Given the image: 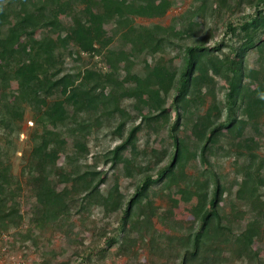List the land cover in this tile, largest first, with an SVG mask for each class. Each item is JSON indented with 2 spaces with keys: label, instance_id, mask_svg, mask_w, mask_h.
<instances>
[{
  "label": "trees",
  "instance_id": "trees-1",
  "mask_svg": "<svg viewBox=\"0 0 264 264\" xmlns=\"http://www.w3.org/2000/svg\"><path fill=\"white\" fill-rule=\"evenodd\" d=\"M246 1L237 0L235 6ZM211 2L196 0L197 7L191 14L201 15ZM216 2L220 13L232 8L229 0ZM252 5L253 13L244 15L237 24L227 21L225 36L232 35L230 39L214 47L198 39L194 44H183L180 66L170 67L159 55L179 47L180 40L191 36L188 33L195 31L198 22L191 20L182 29L136 26L135 19L141 15L166 14L162 1L0 0V124L5 131L15 128L16 121L23 120V106L27 105L34 110L36 126L41 128L24 170L37 201L33 221L74 217L77 207L86 211L95 207L110 214L117 212L118 202L123 209L115 229L123 234V239L134 236L132 250L139 244L147 247L152 264H158L156 258L164 260V264H264V248L255 247L264 236V159L257 163L258 156L252 150L256 135L247 132L251 126L258 137L264 136L254 121L264 109V98L257 95L259 89L250 90L254 77L244 66L247 54L264 46V0H253ZM107 27L110 33H105ZM66 48L68 55L75 57L82 53L105 54L110 72L87 68L64 73L66 55L62 49ZM141 55L154 59V65L141 63ZM217 78L230 83L223 102L217 100L215 93ZM13 81L18 88L12 98ZM254 93L257 99L252 98ZM205 96H211L214 104L203 113ZM64 97L67 99L62 101ZM130 99L138 101L139 113L131 120L135 124L125 136L128 122H122L111 133L118 136L119 144L102 156L105 164L111 163V171L122 164L126 175L138 181L134 194L124 203L116 187L109 186L103 193L106 175L102 177L96 167L83 169L78 163L89 155L87 141L80 133L86 129L102 130L105 118L120 114L121 104ZM169 100L170 107L166 109L164 105ZM224 112L227 116L222 121ZM16 128L20 130L18 125ZM164 129L171 142L165 144L160 138L161 149L145 150V160L125 157L128 150L138 145L145 130L144 135L151 139L155 135L161 137ZM189 132L195 138L193 151ZM64 137L72 140L73 155L67 154L70 146ZM229 140L237 148L238 158L246 160L237 176L232 213L221 203L233 192L226 195L222 177L208 158V154L215 153L217 144ZM232 152L228 150V154ZM62 153H66V166L59 167ZM197 156H201L204 171L195 178L186 169L191 158L195 160ZM166 161L157 177L150 175L153 168ZM72 166L74 169L70 170ZM60 185L75 187L77 196L67 197L65 187L59 190ZM12 186L11 165L0 161V231H9L10 224H19L14 217L19 211L18 203L6 205L12 197ZM154 187L168 192L173 209L178 206L173 203L177 198L189 204L190 213L184 217L195 218L190 227L184 228L181 220L171 219L167 225L173 234L156 229V209L151 198ZM236 202L248 206L249 218L246 211H236ZM168 211L171 216L174 214L173 210ZM109 227L106 224L94 232V242L76 252L75 260H81L80 264L103 261L114 246L123 244L122 237L108 235ZM129 250L128 242L121 248L122 255ZM43 264L51 263L48 259Z\"/></svg>",
  "mask_w": 264,
  "mask_h": 264
},
{
  "label": "rangeland",
  "instance_id": "rangeland-1",
  "mask_svg": "<svg viewBox=\"0 0 264 264\" xmlns=\"http://www.w3.org/2000/svg\"><path fill=\"white\" fill-rule=\"evenodd\" d=\"M162 1L166 7V14L163 16H152L151 14H144L135 19V24L138 27L149 28L153 25H160L169 29L176 27L177 29H182L191 23V20L198 22V26L195 27V31L188 33L191 36L183 37L180 41L179 47L175 49H168L161 53L158 58L162 57L164 62L170 67L180 66L182 62V49L184 45L194 44L197 39L198 42H206L208 47L218 46L219 43L225 42L230 39L232 35L226 38L227 31V21L232 20L235 24L242 20V17L247 14H252L254 6L252 5L253 0H247L245 4L236 7L235 3L237 0H229V4L232 5L230 9H224L219 12V8L216 0H212L209 4L206 12L201 15H192L191 12L197 7L196 0H157ZM234 4V5H233ZM69 17V16H68ZM67 17V18H68ZM196 25V24H195ZM111 31L109 27L105 28V33ZM110 33V32H109ZM187 34V35H188ZM179 42V41H178ZM68 48L62 49V52L66 55L63 63L62 70L64 73H69L73 71H80L83 69H93L95 71H101L104 74L110 72V65L107 64L104 57L105 54L96 56L94 54L82 53L80 56H70L67 53ZM71 52V51H70ZM140 62L148 63V67L154 65L155 60L148 58L146 55L140 56ZM146 59V60H145ZM143 65V64H142ZM140 65V66H142ZM219 64L215 69L219 68ZM247 72H252L254 81L251 91H257L258 96L264 98V46L260 49L252 50L247 54L244 64ZM126 72L122 74L124 77ZM218 84L215 90L217 95V100L221 102L226 100V95L229 92L230 83L226 82L222 78H217ZM247 83V82H246ZM12 98L15 95L16 89L18 88L17 82H12ZM109 92V90H107ZM1 92V91H0ZM253 99H257L256 93L252 94ZM67 98L64 97L62 101ZM55 102V101H54ZM170 102L166 101L164 108L169 109ZM138 101L136 99L126 100L121 104L122 110L120 114H115L113 117H107L104 120V127L102 130L97 131L96 129H86L80 134L87 141L89 147V155L87 158H83L78 164L81 165L83 169L87 166L96 167L100 171L101 176H107V182L101 187L103 193L106 189L116 187V191L121 193L124 197V203L129 200L132 194H134L136 186L138 184L137 179L131 178L126 175L123 165L117 166V169L111 171V163L105 164L102 157L105 152L112 150L119 144L118 136L112 135L111 133L116 130V128L122 123L127 121V128L125 131V136L127 135L130 128L133 126L131 122L132 116L137 115L139 110L136 108ZM214 104V100L211 96H205L204 102L202 103V111L205 113ZM141 105V104H140ZM23 110L25 115L23 120L16 121L17 125L20 127L18 130L16 127L12 130L2 127L0 124V161L4 164L8 163L11 165V174L13 186L11 189L12 197H9L6 205L12 204V202H17L19 206L18 214L15 215V220L19 221L18 225L10 224L9 231H0L7 235L6 238L0 237V264H43L48 263V259L51 264H80L81 260H75V253L83 251L84 246L94 242V232L104 226L110 225L108 228V235H116L121 238V242L114 246L109 252L108 256L103 261H95L93 264H152V260L149 255L150 252L148 248L144 245H137L134 250L132 248L133 239H123V234L117 231L115 228L118 227V219L121 215L123 204L116 202L117 212L114 213H104L102 209L91 208V210L86 211L81 210L79 207L76 208L77 213L74 217L62 219L61 221L46 220L44 222L38 220L36 222L33 219L37 216L36 198L34 196V187L28 183V176H25L24 170L28 167V156L30 155L33 146L36 141V135L38 131H41L40 127L36 126L35 123V112L32 107L24 105ZM145 111L148 113V108L145 106ZM171 110H169L170 112ZM61 109V113H63ZM261 113L254 119L255 123L263 129L264 132V109L260 111ZM170 114V113H169ZM171 115V114H170ZM172 115H174L172 113ZM239 115H244L240 112ZM227 112H224L222 116V121H225ZM174 118V116H172ZM1 121V118H0ZM131 122V123H130ZM15 125V124H14ZM16 129V130H15ZM145 132H147L145 130ZM145 132L140 134V140L138 145L128 150L125 153V157L129 158L131 161L136 159H144L143 156L145 150L146 152L151 150V147H157L161 149L162 143L160 144V138L165 140V144L171 142L168 140V135L166 129L161 132V137L152 136L151 139L145 134ZM247 132H251L256 135L254 143L252 145V150L256 155L257 163L261 159H264V136L258 137L251 126L248 127ZM190 139V150L193 151L195 142L194 135L189 132ZM64 141L69 145L67 149L68 155H73V143L71 139L64 137ZM147 142L149 145H147ZM232 150V154H228V150ZM236 149L233 144L229 141H223L217 144L214 148V154H208L209 161L216 173L222 177V183L226 186V195L231 192L232 197L226 196L225 200L221 203V206L227 210L228 213L231 212V204L235 200V193L238 190V173L245 165V158H238L236 154ZM246 151V150H245ZM147 160V159H146ZM140 164L146 165L143 161H139ZM153 168L150 171V175L157 177V172L165 164ZM58 166H66V153H62L60 160L58 161ZM73 170L74 167H70ZM189 175L200 177V173L204 171V165L201 160V156H197L195 160L191 158L189 165L186 169ZM241 179V178H240ZM149 180H152L150 178ZM19 185H18V184ZM18 185V186H17ZM117 185V186H116ZM66 185H60L59 190L64 189ZM110 186V187H109ZM67 197L77 196L75 194L76 188L65 187ZM156 194H152L151 198L154 203V208L156 209V216L153 218L154 225L160 233H165L171 235L174 233L168 223H171V219L180 222L182 226L190 227L195 218L190 215L189 217H184L189 212V204L182 203L180 198L175 199L173 203L178 205L176 209H173L170 205V201L166 194V190H162V187H154ZM13 193V194H12ZM234 195V196H233ZM236 201V200H235ZM236 211H243L247 213L249 218V208L244 204L236 202ZM7 206V207H8ZM169 209L174 211V214L169 213ZM172 217L170 218V216ZM232 213V212H231ZM174 217V218H173ZM246 217V218H247ZM243 219V218H242ZM242 224L245 225V218ZM174 225L175 223L172 222ZM179 226V225H178ZM2 227V226H1ZM0 227V228H1ZM115 229V231H113ZM131 245V250L122 255V246ZM103 242V239L101 241ZM256 249L264 248V236L255 245ZM229 257L228 254H225ZM155 257H153L154 259ZM158 264H164V260L156 258L155 260Z\"/></svg>",
  "mask_w": 264,
  "mask_h": 264
},
{
  "label": "built area",
  "instance_id": "built-area-1",
  "mask_svg": "<svg viewBox=\"0 0 264 264\" xmlns=\"http://www.w3.org/2000/svg\"><path fill=\"white\" fill-rule=\"evenodd\" d=\"M0 237H1V238H3V237H4V238H6V237H7V235H6V234H4V233H0Z\"/></svg>",
  "mask_w": 264,
  "mask_h": 264
}]
</instances>
